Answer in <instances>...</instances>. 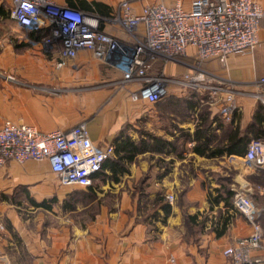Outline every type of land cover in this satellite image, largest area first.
<instances>
[{
	"label": "crops",
	"instance_id": "obj_1",
	"mask_svg": "<svg viewBox=\"0 0 264 264\" xmlns=\"http://www.w3.org/2000/svg\"><path fill=\"white\" fill-rule=\"evenodd\" d=\"M176 1L184 7L191 2L130 0L136 13L145 5ZM256 1L264 5V0ZM57 2L108 16L119 0ZM7 21L15 31L14 20L0 16V24ZM102 27L124 35L118 26L102 23ZM143 32L141 26L139 35ZM258 39L250 54H230L224 63L215 59L203 64L215 76L230 80L237 110L229 120L220 112L223 94L190 99L185 97L188 92L179 94L170 88L173 96L156 104L133 102L127 92L112 90L120 71L99 62L88 50L57 67L58 48L4 44L0 49V127L8 120L47 132L85 121L91 140L100 146L115 148L126 138L139 145L148 135L170 144L145 149L116 178L104 169L105 176L96 177L90 187L92 193L88 188L61 185L47 161L7 162L0 167L3 195L20 189L25 200L50 204L55 198L50 209L31 206L43 215H61L56 216L60 219L55 225L44 219L32 225L30 218L0 198V264H229L223 248L249 235L251 226L233 207L227 191L244 193L257 210L262 247L253 256L259 259L257 264H264V172L246 159V147L242 154L224 151L205 157L193 152L195 140L190 139L205 119L211 128L210 148L238 149L241 137L264 140V104L251 94L256 80L264 76V18ZM187 54L191 61L194 49L188 48ZM187 69L174 63L165 68L171 76ZM168 194L173 195L172 201Z\"/></svg>",
	"mask_w": 264,
	"mask_h": 264
},
{
	"label": "built area",
	"instance_id": "obj_2",
	"mask_svg": "<svg viewBox=\"0 0 264 264\" xmlns=\"http://www.w3.org/2000/svg\"><path fill=\"white\" fill-rule=\"evenodd\" d=\"M10 18L24 41L44 50L59 49L62 67L81 50H88L101 63L120 71L119 87L133 102L156 104L170 88L185 94L200 91L216 98L223 94L220 112L229 120L237 110L230 80L215 76L203 67L209 60L225 62L230 54H250L259 43L258 29L264 5L256 0H191L173 5L157 2L134 12L130 0H119L114 13L101 16L60 4L57 0H11ZM102 23L118 26L124 35L105 30ZM143 27V35L139 28ZM42 29L39 39L30 33ZM188 48L194 49L191 61ZM170 63L188 66L180 76L166 73ZM254 98L264 104V76L255 82ZM114 153L111 144L97 145L81 121L67 129L43 132L32 125L4 121L0 127V167L9 161H47L61 185L87 188L103 163ZM245 157L264 172V140H252ZM167 199L173 200L168 194ZM233 207L249 221V235L236 239L222 250L229 264H257L253 251L262 247L258 212L244 193L235 191ZM174 263V259L171 258Z\"/></svg>",
	"mask_w": 264,
	"mask_h": 264
},
{
	"label": "trees",
	"instance_id": "obj_3",
	"mask_svg": "<svg viewBox=\"0 0 264 264\" xmlns=\"http://www.w3.org/2000/svg\"><path fill=\"white\" fill-rule=\"evenodd\" d=\"M0 16L9 17V13L4 11L3 6H0ZM47 35H48L47 29L32 31L30 33V36L35 39H39ZM172 96L173 95H169V97H172ZM185 97L190 98V99L199 98V96L196 94L195 91L190 92V94H187ZM191 107H194V105L193 106L191 105ZM210 130L211 128L207 124L205 119H203L196 125V128L193 132V136L190 138L191 140H195V144L192 147L193 152H195L198 155L205 156V157H215L217 155H221L222 153H224V151H226L228 154H242L243 152H241L242 151L241 149H243L244 147H246L247 149L248 144L251 142L241 137L237 139L236 145L238 149H233L232 146H229L227 148H222V149L210 148L209 147V143L211 141L209 137L211 135L209 134ZM152 140L154 141V143H152ZM153 144H162V146H165L170 143L167 142L166 140L152 137L151 135H148L147 138L143 140L139 145L134 143V141H131L129 138H126L125 140L121 141L114 148V154H113L114 156L110 155L109 158L103 163L101 170L97 174H95L94 180L96 177H104L105 176L104 169L106 168L109 169V171L111 172V175L116 178L117 175L126 171V169L124 168V165L126 163L132 162L139 153H142L143 151H145V149L151 148ZM92 186L93 184L87 187L90 193L93 192V190L90 188ZM227 195L232 196L233 192L227 191ZM28 201L35 208L37 207H44L47 209L51 208V205L47 204L44 201L36 202L32 199H29ZM50 201L51 203H54L55 198H53ZM67 203H70L68 205L71 206L70 200L67 201Z\"/></svg>",
	"mask_w": 264,
	"mask_h": 264
},
{
	"label": "rangeland",
	"instance_id": "obj_4",
	"mask_svg": "<svg viewBox=\"0 0 264 264\" xmlns=\"http://www.w3.org/2000/svg\"><path fill=\"white\" fill-rule=\"evenodd\" d=\"M1 4H3L4 10H7V12L9 13V17H10L11 2L8 0H3ZM9 23L10 22L7 21L4 24L2 23L0 24V49L6 43H11L15 48L31 46L29 43L24 41V35L20 30L16 28V30L14 31V30H11V28H9ZM117 80L118 79L113 81V85L111 86L112 90H114L115 92L122 91L125 93L126 90L118 86ZM195 92L199 97H202V96L204 97L206 95L205 92H200V91H195ZM187 94H190V92H188ZM151 159L152 158L150 156V160ZM138 161L141 162L142 159ZM0 198H5L7 203L12 205L22 217L30 218L32 225L37 224L38 221L40 222V220L42 219H44L45 221L47 220L46 222L51 225H55L57 222L56 220L60 219V218H57L56 216L61 215V213L49 212L43 215L40 213V210L33 209L30 202L28 200H25V198L23 197L22 191L20 189L13 191L9 195H3L2 192H0ZM48 202L50 204L55 205V203H51V201H48ZM67 204H70V203H67ZM54 207L55 209L58 210L61 208V204L59 205V207H56V206ZM66 207L69 208L70 206H66Z\"/></svg>",
	"mask_w": 264,
	"mask_h": 264
}]
</instances>
